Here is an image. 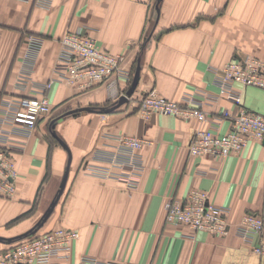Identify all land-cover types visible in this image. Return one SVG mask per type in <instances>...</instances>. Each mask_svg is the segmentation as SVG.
Here are the masks:
<instances>
[{
	"label": "crops",
	"instance_id": "crops-1",
	"mask_svg": "<svg viewBox=\"0 0 264 264\" xmlns=\"http://www.w3.org/2000/svg\"><path fill=\"white\" fill-rule=\"evenodd\" d=\"M77 29L119 57L127 79L82 90L55 83L46 92L50 115L29 134L12 136L17 177L13 197L0 199V251L29 231L65 228L79 238L62 264L81 256L122 264H264L233 233L168 224L164 210L168 198L198 189L213 205L230 208L231 225L247 212L264 221V141L222 160L194 158L187 149L206 124L137 111L151 91L177 102L198 91L214 99L204 110L219 133L227 132L223 112L236 114L239 106L219 95L222 68L236 58L264 61V0H53L49 9L0 0V96L24 94L17 80L27 36L43 39L32 76L40 86L52 77L59 39ZM136 69L137 86L120 104ZM232 88L241 107L264 115L263 90ZM114 135L144 142L136 190L86 172L103 165L96 158L112 153L107 137Z\"/></svg>",
	"mask_w": 264,
	"mask_h": 264
},
{
	"label": "built area",
	"instance_id": "built-area-1",
	"mask_svg": "<svg viewBox=\"0 0 264 264\" xmlns=\"http://www.w3.org/2000/svg\"><path fill=\"white\" fill-rule=\"evenodd\" d=\"M15 1L42 9H49L53 3V0ZM85 31H69L59 39L52 77L40 86L34 84L32 76L43 39L35 35L27 36L24 66L17 80L24 94L0 96V199H10L15 193L17 170L12 149L17 146L12 136L29 134L41 120L50 115L51 105L46 92L55 83L82 90L113 79H127V71L122 67L121 59L101 50ZM234 83L264 91V61L252 57L236 58L223 66L219 95L239 106V110L236 114L227 110L223 112V117L229 121V128L222 134L218 132L219 122L209 117L204 110L206 102H214V99L198 91L185 95L181 102L166 99L151 91L140 97L137 111L145 118L158 114L206 124V129L195 132L187 149L188 155L222 160L239 154L253 141H264V115L241 107L240 94L232 88ZM31 92L36 95H31ZM198 96L200 99H197ZM107 138L113 143L112 153L97 156L96 159L103 165L90 166L86 172L101 179L118 181L127 189L136 190L144 171L140 155L144 142L126 135ZM164 210L165 222L168 224H182L195 232L220 237L233 233L253 253L264 256V221L258 213L247 212L238 223L231 225L228 220L230 208L213 205L207 193L198 189L190 190L183 198H168ZM78 238V231L65 228L33 232L12 240L1 250L0 264H62L70 260L73 245ZM77 264L122 263L81 256Z\"/></svg>",
	"mask_w": 264,
	"mask_h": 264
},
{
	"label": "water",
	"instance_id": "water-1",
	"mask_svg": "<svg viewBox=\"0 0 264 264\" xmlns=\"http://www.w3.org/2000/svg\"><path fill=\"white\" fill-rule=\"evenodd\" d=\"M138 80H139V69H136L135 73L133 75V79H132L131 85H130L128 91L126 92V95L121 97V99L119 101L120 104L126 102L127 98L132 95V93L134 92V90H135V88L137 86ZM64 183H65V180H64ZM64 183H63V186H64ZM33 232H34V230L29 231L27 234H24L22 237L27 236L28 234H31ZM19 238H21V237H19ZM0 241H1V238H0Z\"/></svg>",
	"mask_w": 264,
	"mask_h": 264
}]
</instances>
